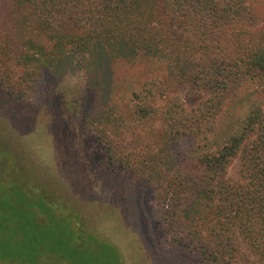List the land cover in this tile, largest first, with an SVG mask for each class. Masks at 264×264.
<instances>
[{
	"label": "trees",
	"instance_id": "obj_1",
	"mask_svg": "<svg viewBox=\"0 0 264 264\" xmlns=\"http://www.w3.org/2000/svg\"><path fill=\"white\" fill-rule=\"evenodd\" d=\"M104 45L155 57L167 73L129 82L126 104L113 102L108 113L122 143L100 150L85 129L102 112L86 102L98 90L75 82L67 96L63 83L36 86L43 76L33 55ZM254 78L264 83V0H0V126L19 109L64 108L79 151L52 173L59 152L45 127L19 148L0 136V264H235L248 251L264 264V99L219 137L224 99ZM183 82L209 95L189 108L176 90ZM106 153L105 173L96 160ZM151 185L166 248L142 244ZM86 189L102 206L93 223L75 201ZM109 204L125 221L109 222ZM104 222L107 230L138 224V233L116 230L117 241L100 232Z\"/></svg>",
	"mask_w": 264,
	"mask_h": 264
},
{
	"label": "rangeland",
	"instance_id": "obj_2",
	"mask_svg": "<svg viewBox=\"0 0 264 264\" xmlns=\"http://www.w3.org/2000/svg\"><path fill=\"white\" fill-rule=\"evenodd\" d=\"M113 51L114 49L104 45L85 52L60 50L52 53L39 52L34 53L36 55H33L42 67L40 72L43 76V79H41L36 86L44 88L48 82V84L52 85L59 83L58 86L60 88V85L63 83V90H65V95L67 96L71 95V88L68 87V85L74 86L75 82H83L90 86L91 89L95 88L94 90H98L94 92L95 97L92 98L90 95L86 102L87 104L91 103V107L96 108V111L102 112L94 115L85 129L94 135L97 143H99L98 146L100 150H106L109 147H114L116 144L122 143L119 140L118 135L112 134V118L108 113L111 111L114 103H117L120 106L126 104L129 98L127 92L129 82H132V84L136 86L147 78H161L167 73L166 64L157 58L155 59V57L145 56L143 54L135 56L130 54L119 55ZM29 54L33 53L30 51ZM114 88L117 89L114 90ZM240 88L241 89L238 91L239 93L237 95H227L222 103L219 126L220 138L224 133L229 131L231 128L230 124L235 123L236 118L239 114L243 113L247 105L254 100L264 99V83L256 78L252 80L250 79ZM176 90L180 93L183 101L189 108L195 106L209 95V92L206 90H200L197 92L193 91L190 85L184 82L180 84L178 83ZM107 92L110 93L108 97L105 96ZM37 100L40 101L38 95L37 97L36 95H31L29 97V102H33V104L38 103ZM42 109L43 108L41 107L32 110L19 109L15 111L21 112L15 116L19 121L18 119L8 120L9 122L2 121L4 124L2 127L0 126V136H2L5 144L11 146L16 145V147L19 148V141L21 138H25L27 141L30 135L34 133L36 134V128L43 129L45 127L44 132L47 133L49 141L59 152L56 156L57 159L55 158L54 162L56 165H54L51 170L52 173H59L60 170H64V166L67 167L72 161H76V154L79 155L77 145H75V134L72 131V129L75 128L78 132V126L74 123V119L67 109L58 107L60 112L57 113L58 115L51 113L53 111L52 109L46 112H42ZM22 119L25 120V122L20 124ZM115 152L117 154L119 153V150L116 149ZM107 155L108 153L102 154V156L96 160V162H99L98 168L103 169V172L105 173L109 171V166L107 165L108 161H106ZM237 165L238 160L234 159L228 168L229 176L237 175ZM83 182L87 186L85 179ZM156 183L157 182H154V184ZM157 190L158 186L156 185L147 187L145 189L144 199H142L145 202L147 211L150 213L149 220H151V218L153 219L152 221H148L149 227L146 228L148 241H143L142 244L144 245V248L145 246L150 245L152 240H155L160 247H165L162 246L161 243H165L166 236L162 234L160 223L157 222L156 217V205L154 200ZM80 191H83L84 193L81 196H78L77 194L75 201L78 202L82 215L93 223L94 220L99 217L102 206L98 200L94 201L96 198L89 195L92 193L91 191L89 192L88 189ZM106 210L114 211L113 218L109 221L111 224L114 223V225H117L119 224V221H125L124 218L126 215L124 213L114 217L116 211L118 212V209L113 204L107 205ZM138 218L144 221L143 217L138 216ZM140 220H138V222ZM137 227L133 228L131 231H127L124 229L123 225H120L119 227H115V230H107L108 228H106V223L104 222L99 229L101 233L120 241L118 239L121 238L120 233H123V236H126L124 231H127L133 236L137 235ZM116 230L122 232L117 233ZM238 242L242 250L248 249L247 245L241 239H239ZM247 255L248 258L246 260L238 261L235 264H258L255 262L254 256L249 251L247 252Z\"/></svg>",
	"mask_w": 264,
	"mask_h": 264
}]
</instances>
